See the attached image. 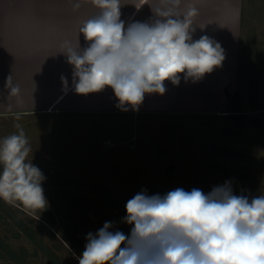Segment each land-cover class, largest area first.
<instances>
[{
    "label": "rangeland",
    "instance_id": "374dc122",
    "mask_svg": "<svg viewBox=\"0 0 264 264\" xmlns=\"http://www.w3.org/2000/svg\"><path fill=\"white\" fill-rule=\"evenodd\" d=\"M242 13L240 71L230 93L240 91L244 117L243 112L232 114L229 105L216 114L116 107L21 113L19 120L17 114L0 120V138L17 132L15 125H21L31 147L28 160L45 177L41 185L48 202L45 209L32 211L18 202L0 200V235L20 255L26 252L28 264H52L53 258L78 263L80 256L62 237L60 224L86 243L87 234H95L105 222L113 224L111 231L130 234L132 225L122 222L125 205L142 190L148 195H164L176 188L208 193L230 182L241 191L264 194V168L260 167L264 163V0H243ZM222 165L254 178L241 181L222 171ZM65 186L69 192L62 195ZM47 207L56 223L41 215ZM13 217L29 226L36 238L12 224ZM47 245L53 258L44 254L42 247ZM0 251L6 253L3 246ZM0 264L14 262L0 257Z\"/></svg>",
    "mask_w": 264,
    "mask_h": 264
},
{
    "label": "clouds",
    "instance_id": "9594fccd",
    "mask_svg": "<svg viewBox=\"0 0 264 264\" xmlns=\"http://www.w3.org/2000/svg\"><path fill=\"white\" fill-rule=\"evenodd\" d=\"M181 0H158L153 18L125 28L120 0H92L99 11L79 29L87 46L63 44L73 66V86L79 95L111 88L117 107L138 110L145 94L166 91L184 79L193 82L221 66L224 52L207 35L193 40L195 7L178 11ZM75 4L74 8H79ZM67 89V79L61 77ZM8 98L20 88L12 75L5 81ZM20 119V115H16ZM0 138V200L24 208L45 209L40 169L28 160L31 147L20 124ZM123 223L130 234L111 231L105 222L87 234L78 264H264V194L236 195L230 182L208 193L176 188L164 195L141 191L125 205Z\"/></svg>",
    "mask_w": 264,
    "mask_h": 264
},
{
    "label": "crops",
    "instance_id": "0c3cea01",
    "mask_svg": "<svg viewBox=\"0 0 264 264\" xmlns=\"http://www.w3.org/2000/svg\"><path fill=\"white\" fill-rule=\"evenodd\" d=\"M158 0H120L125 28L153 18ZM79 4V8H74ZM195 7L193 40L203 35L218 42L224 52L221 66L193 82L165 81V93L145 94L138 109L177 113H223L230 105L227 91L238 82L242 44L243 0H181L178 11ZM92 0H0V120L8 115L69 113L112 109L119 103L113 90L79 95L73 86V66L67 62L65 41L87 46L79 29L98 13ZM64 53V54H63ZM12 75L18 97L8 98L6 78ZM61 77L67 79V89ZM128 111L133 110L126 106ZM138 111V110H135Z\"/></svg>",
    "mask_w": 264,
    "mask_h": 264
},
{
    "label": "trees",
    "instance_id": "16d2710c",
    "mask_svg": "<svg viewBox=\"0 0 264 264\" xmlns=\"http://www.w3.org/2000/svg\"><path fill=\"white\" fill-rule=\"evenodd\" d=\"M252 92L255 94L256 93V89H253ZM227 95H228V98L230 99V107H231L230 110H231L232 114L242 113L243 112V109H242V106H241V97H242V95H241L240 91H238L237 93H234V94H231L229 91H227ZM255 108L258 109L257 105L255 106ZM242 116L243 117L245 116L244 112L242 113ZM236 118H240V117H236ZM251 120H253V119H251ZM262 128L264 129V122L262 123ZM224 152H226V151L224 150ZM205 163L209 164L208 162H205ZM263 164L264 163H262L260 165V167L264 168ZM208 166L211 167L213 165H208ZM221 170L222 171L224 170L226 173H229L231 176H234V177H236L239 180L244 181V182H251V179L254 178V177H250L249 173H243L242 171L232 170L231 168L225 167L223 165L221 166ZM57 184L60 185V186L61 185L64 186L63 182H61V181H59ZM232 189H233L234 194H236V195H246V196H249L250 198L257 196V195H254L252 193L246 192V191H241V190H239L237 188H234V187H232ZM68 190L69 189L66 186L63 187L62 195L68 193L69 192ZM72 200L75 202L74 204H76L77 207L81 206V203H80V201L77 198H75V197L73 198L72 197ZM85 207H86V205H85ZM119 207H122V205L120 204ZM82 212H85V211L82 210ZM41 215H44V217L46 216V218L48 219V220L46 219L47 222L56 223V219L54 217V214H53V212L50 209H48V207H47L46 211H43V210L41 211ZM41 221L42 220L40 219L39 223H41V225H43ZM11 222L15 226H18L20 228V231H22V232L24 231V232L28 233L30 238H32V239L36 238V234L34 233V231L29 226L24 224L22 221H19L17 219V217H13V221H11ZM74 227L77 228V225H74ZM59 229H60L62 237L69 244L70 249L74 250L80 256L82 254V252L84 251V249H85L86 242L84 240L80 239L74 232H72L73 230L68 232L67 231L68 227L65 224H62V225L60 224L59 225ZM0 246H3V248H4L5 252H6V253L3 254L0 251V257L10 258L14 262V264H28V261H26V257H27L26 252L24 253L23 251H21L22 254L20 255L18 250H16L15 247L13 246V244H11L8 241L4 240L1 235H0ZM42 248H45V249H43L44 250V254H50L49 258H53L52 250H51L50 247H48V245L44 246ZM24 250H25V248H24ZM53 261H54L53 263H56V264H64V263H61L58 260L55 261L54 258H53Z\"/></svg>",
    "mask_w": 264,
    "mask_h": 264
}]
</instances>
